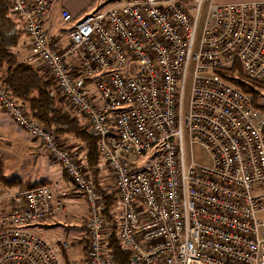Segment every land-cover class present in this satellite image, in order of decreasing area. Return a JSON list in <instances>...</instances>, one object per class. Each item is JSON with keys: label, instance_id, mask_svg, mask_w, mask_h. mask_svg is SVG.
Returning <instances> with one entry per match:
<instances>
[{"label": "built area", "instance_id": "2783aa9c", "mask_svg": "<svg viewBox=\"0 0 264 264\" xmlns=\"http://www.w3.org/2000/svg\"><path fill=\"white\" fill-rule=\"evenodd\" d=\"M50 6L11 0L10 14L28 63L48 73L97 139L114 185L117 240L133 264H264V112L215 74L236 64L246 78H264V0H116L74 21L60 10L72 24L63 47L51 42ZM0 110L85 202V264H108L102 196L83 159L1 86ZM57 186L0 193V264H61L67 244L33 231L64 212Z\"/></svg>", "mask_w": 264, "mask_h": 264}, {"label": "trees", "instance_id": "16d2710c", "mask_svg": "<svg viewBox=\"0 0 264 264\" xmlns=\"http://www.w3.org/2000/svg\"><path fill=\"white\" fill-rule=\"evenodd\" d=\"M11 43V40L0 39V86L24 106L31 119L39 122L54 135L65 136L76 144L75 152L82 156L94 184V176L101 162L96 148V137L89 132L80 116L59 102L54 91V82L43 77L35 67L21 58L17 50H12ZM234 70L235 72H232L231 68L222 69L215 74L241 92L249 94L253 98L254 107L264 112V106L259 105L258 95L254 89H264V83L246 78L236 64ZM262 133L264 135V129ZM0 184L5 189L18 190L37 186L15 179L6 180L2 175L1 163ZM101 196V215L108 224L104 247L108 264H133L130 254L122 249L117 240V220L114 213L116 199L112 194L105 192H101ZM62 259L65 260L63 254ZM63 264L68 263L64 261Z\"/></svg>", "mask_w": 264, "mask_h": 264}, {"label": "crops", "instance_id": "0c3cea01", "mask_svg": "<svg viewBox=\"0 0 264 264\" xmlns=\"http://www.w3.org/2000/svg\"><path fill=\"white\" fill-rule=\"evenodd\" d=\"M108 1L109 0H51V6L46 18V24L50 23L51 25L52 44L58 47H63L67 43L66 35L72 25L71 23L63 24L61 22L59 18L60 10L67 11L74 21L84 15L101 11L105 8V5ZM10 3L11 0H0V39L11 40V44L13 46L12 50H17L18 55H20L21 58L28 62L27 38L23 32L21 23L13 19L10 14ZM16 35L19 37H15ZM31 65L35 67L43 77L49 79V75L45 70L40 69L37 65H34L32 63ZM87 85L90 93L94 94L95 91L93 90L92 84L87 83ZM58 98L59 102H62L65 107L69 109L68 106H66L64 100H62L59 96ZM6 117L10 120L8 116ZM84 123L86 125L85 121ZM15 127L17 126L15 125ZM1 130L4 132L3 129ZM12 132H14V129H12ZM9 137L14 138V135H10ZM59 140L70 150H73V153L76 154L75 150L77 146L73 141L65 136H61ZM21 146L23 149L27 150L29 158L37 161L36 163L39 162L41 168V173L38 177V179L40 178V181L38 183L33 181L27 182L36 185L53 182L57 183L58 186L56 190H54V196L59 198L60 202L64 206L63 213H59L53 218L46 220L43 224L35 226L33 231L40 238L44 239L50 244H67L68 247L66 249L60 250L61 264H63L64 261H66L68 264H85L87 243L86 221L88 217V210L85 202L83 201L81 196L75 194L68 178L56 163L48 160L46 156L43 157L47 161H49V163L43 160H38L39 156L36 154L37 142L30 139L29 142L22 143ZM76 155L80 156L79 154ZM80 157L82 158V156ZM104 174L105 169L103 168L102 162H100L97 174L94 176V184L96 185V188L100 190V192H105V194L109 193L114 196V185L113 183H111L113 189L110 190L111 187L105 184V182L103 181V179L105 178ZM71 221L74 222L71 223ZM65 235L69 237H63ZM62 254L65 257V260L62 259Z\"/></svg>", "mask_w": 264, "mask_h": 264}, {"label": "rangeland", "instance_id": "374dc122", "mask_svg": "<svg viewBox=\"0 0 264 264\" xmlns=\"http://www.w3.org/2000/svg\"><path fill=\"white\" fill-rule=\"evenodd\" d=\"M114 1L116 0H109L105 5V8ZM225 1H235V0H225ZM258 81L264 83V78ZM189 89H190V82L188 75L184 84V90L182 94V108L184 112L187 109ZM254 89L256 94L258 95L259 105L264 106V89H259V88H254ZM60 103L63 104L62 102ZM6 116L7 115L2 110H0V163L2 164V175L6 180L17 179L24 182L33 181L38 183L40 181L39 180L40 178L38 179V177L41 173L39 162L36 163L37 161H34L33 159L29 158L27 150L23 149L21 146L22 143L29 142L31 138L28 135H26L22 130L15 127V125L9 119H7ZM1 129H3L4 132ZM12 129H14V132H12ZM10 135H14V138H10L9 137ZM60 137L58 136V138ZM69 151L73 152V150L70 149ZM185 152H187L186 149ZM191 153H192V158L195 162H200L203 160L202 152L198 147L192 146ZM37 155L39 156L38 159L39 161L43 160L49 163V161H47L43 157L44 156L43 154H37ZM150 160H151V155L146 154L143 158L140 159L139 162L140 166L142 167L147 166ZM50 161L52 162V160ZM104 177L105 178L103 179V181L105 182V184L110 186L111 187L110 190H112L113 189V187L111 186L112 180L109 173L106 170ZM11 189H16V188H11ZM11 189H5L0 184V193L1 192L6 193V190H11ZM2 210H5V208H2ZM73 222L74 221H71V223ZM63 237H69V236L65 235ZM86 240H87V235H86Z\"/></svg>", "mask_w": 264, "mask_h": 264}]
</instances>
